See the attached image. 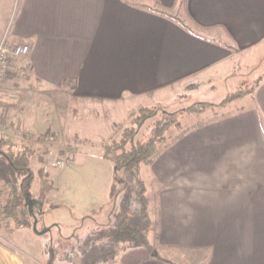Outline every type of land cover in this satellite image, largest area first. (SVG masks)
I'll return each instance as SVG.
<instances>
[{"label":"crops","instance_id":"1","mask_svg":"<svg viewBox=\"0 0 264 264\" xmlns=\"http://www.w3.org/2000/svg\"><path fill=\"white\" fill-rule=\"evenodd\" d=\"M174 4L0 0V44L29 47L17 62L24 83L61 92L69 105L59 121L13 113L14 127L33 137L49 132L78 140L62 127L76 124L79 113L108 109L127 120L128 111L119 108L227 76L235 57L264 44V0H186L184 24L164 9ZM250 98L249 108L228 110V104L210 119L189 123L190 115L184 116L187 124L181 121L179 133H170L153 164L143 167L151 187L152 250L184 253L182 260L200 254L199 264H264V80ZM91 208L83 207L81 217ZM35 210L38 216L41 207ZM10 229L0 224V264H66L48 261L51 240L40 246L31 229H21L22 244L16 245L19 229ZM159 257L130 248L99 264H178Z\"/></svg>","mask_w":264,"mask_h":264},{"label":"rangeland","instance_id":"2","mask_svg":"<svg viewBox=\"0 0 264 264\" xmlns=\"http://www.w3.org/2000/svg\"><path fill=\"white\" fill-rule=\"evenodd\" d=\"M173 10V16L181 20L184 24L185 15L183 6L180 2L177 3V7L176 4H174ZM225 71H223V73ZM12 75L7 78L11 80L7 81V79H5L1 87L2 91L0 92V96L2 99H0V106H2V111L0 112L6 114V116L0 115L1 125L15 128L10 120L13 113L15 115L18 114L20 118L41 113L43 115V120L51 119V121L56 119L59 121L58 118H61L63 114H65L69 107L65 94L56 91L39 92L38 89L29 85V83H24L23 80L27 79L23 77L22 74L19 75L18 71L13 72ZM263 80L264 44L235 57L233 69L227 76L208 78L196 83L194 82L190 87H185L182 92H176L177 94L175 96L170 94L169 96L165 95V97L160 96L159 99L148 98L132 102L131 104L128 103V106L132 109L124 110L119 108L118 112L120 114H123L124 111H128L127 120H125L122 115V118L119 119V115L114 116L112 113H109L110 111L108 112V109L103 110L102 113L86 111L82 114H78L77 119H79V121L76 122V124H65L62 127L66 134L68 132L75 133L78 140L68 141L64 137L49 132L39 136L42 138V136L54 134L57 137L59 136L58 138H61L60 144H62V146H73L72 149L78 151L75 155L74 164H70L64 170H51L49 174H44L42 170L46 163V158L42 155L44 151H42L39 145H34L36 147V155L32 159V161L34 160V162H32V167L35 173L41 170L44 175H47L52 184V189L47 196V201L42 205L41 211L37 216L35 231L33 228L31 229L33 239L36 238L38 241V243L36 241L35 244L41 246L43 244L42 241L51 240L53 241V247L57 249V246L60 245V241L64 240V248L70 249L73 246V240L77 237L79 240L77 245L78 249L79 245L81 246L82 242L89 234L94 232L107 234L111 231V228L116 226L115 217L120 210L119 204L122 197L117 196L114 203L109 200L114 180V170L110 161L103 158L102 147L122 129L130 126L131 118L129 114L135 113L140 107H150L151 105L152 108L157 104H160L162 109L167 113H173L191 104L202 102L212 104L213 106L209 108L211 111L207 112L205 115L196 114L195 117H193L194 115H190V117H187L190 119L188 122L202 121L203 118L210 119L212 115L217 116V114L223 112L218 111V108L220 107L219 104L224 99L238 92L242 93L244 96L231 102L228 110L241 106L249 108L252 105L250 97H253L255 89ZM135 107L137 108L134 109ZM111 114L113 117H109ZM123 121H125V123H122ZM181 121L184 125L187 124V121L183 119H181ZM151 122L152 120L148 121L146 127L150 126ZM114 124L117 125L114 126ZM179 129H181V127L169 128L165 132L166 139L170 133L171 135L179 133ZM19 131L23 132L22 129H19ZM11 142L17 143V141L14 140ZM168 143L167 141V144ZM42 161L44 162L42 163ZM143 167L145 166L140 167L139 175L144 183L145 190L143 195L149 202V211L151 212V187L148 181L146 183V180L143 178ZM38 181L39 176L35 174V183L32 186V191L35 194L38 192ZM2 192V195L6 196V191L3 190ZM131 199L133 202L134 199ZM129 201L125 202L126 205L128 203L130 204L128 205V210L139 213L137 205L133 204L135 202L132 203ZM83 207L92 208L85 216L81 217V215H83L82 213L87 210L83 209ZM10 228H15L12 222H10ZM48 229L50 230L45 234L37 235L38 232L40 233ZM23 236L24 234L21 232V229H19L13 237L14 243L16 245L22 244ZM107 244L108 241H106V239H100L96 241L94 245L100 249L102 247L107 248ZM138 249L141 250V248ZM121 250L122 247L119 249L118 253ZM74 252L77 254V251L74 250ZM151 256L158 258L162 256L165 260L178 264H199L202 258L200 254L192 253L190 254V258L182 260L181 256H184V253L180 255L164 254L159 252V250L158 253L153 250ZM50 260L49 258L48 261ZM54 262L56 263V261ZM61 262L66 263L63 260L60 261V263Z\"/></svg>","mask_w":264,"mask_h":264},{"label":"trees","instance_id":"3","mask_svg":"<svg viewBox=\"0 0 264 264\" xmlns=\"http://www.w3.org/2000/svg\"><path fill=\"white\" fill-rule=\"evenodd\" d=\"M133 1L139 3L142 0ZM176 1L185 6L186 0ZM164 9L172 11L173 7H164ZM243 96L239 92L229 95L219 106H226ZM212 106L199 102L176 112L167 113L160 104H157L152 108L140 107L135 113L129 114L130 126L122 129L102 147L103 158L110 161L114 170L109 200L114 203L117 196L122 197L120 210L115 217L116 226L107 234L102 232L89 234L78 249L77 237L73 240L70 249L64 248V240L60 241L57 249L53 247V241L49 242L47 254L51 259L50 262L63 260L67 264H99L116 256L121 247L122 249L141 248L147 254H153L149 243L151 230L149 202L143 195L145 188L140 179L139 169L141 166H150L159 156L167 144L165 132L169 128H180L184 116L202 113ZM150 120L152 122L148 128L146 123ZM35 155L36 147L32 144L18 142L0 144V182L3 190L6 191L5 201L0 202V224L9 231H12L10 222L14 224V229H32L38 213L35 207H42L52 189L47 175L41 170L35 173L32 167V159ZM35 174L39 176V191L36 198L31 194ZM2 194L3 192L0 191V197ZM126 201L136 204L139 213L128 210L130 204L126 205ZM100 239L108 241L107 248L99 249L94 245Z\"/></svg>","mask_w":264,"mask_h":264},{"label":"built area","instance_id":"4","mask_svg":"<svg viewBox=\"0 0 264 264\" xmlns=\"http://www.w3.org/2000/svg\"><path fill=\"white\" fill-rule=\"evenodd\" d=\"M28 54L29 47L26 44L10 45L6 42L0 44V90L5 79L17 71V62L26 58ZM58 137L54 134H48L39 139L33 138L31 135L23 133L16 128L0 124V144L5 145L14 140L41 147L42 151H44L42 155L46 158V163L42 169L44 174H48L51 170L64 169L72 163L77 154L78 150L72 149L73 146H62L60 144L61 138Z\"/></svg>","mask_w":264,"mask_h":264},{"label":"water","instance_id":"5","mask_svg":"<svg viewBox=\"0 0 264 264\" xmlns=\"http://www.w3.org/2000/svg\"><path fill=\"white\" fill-rule=\"evenodd\" d=\"M36 224H37V220L34 219V223H33V226H32V228H33L34 231H35V228H36ZM47 231H48V230L42 231V232H40V233L38 232L37 235H43V234H45Z\"/></svg>","mask_w":264,"mask_h":264}]
</instances>
